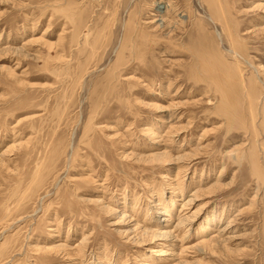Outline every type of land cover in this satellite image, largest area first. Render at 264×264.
<instances>
[{"label":"rangeland","instance_id":"rangeland-1","mask_svg":"<svg viewBox=\"0 0 264 264\" xmlns=\"http://www.w3.org/2000/svg\"><path fill=\"white\" fill-rule=\"evenodd\" d=\"M0 264H264V0H0Z\"/></svg>","mask_w":264,"mask_h":264},{"label":"bare ground","instance_id":"bare-ground-1","mask_svg":"<svg viewBox=\"0 0 264 264\" xmlns=\"http://www.w3.org/2000/svg\"><path fill=\"white\" fill-rule=\"evenodd\" d=\"M162 154V153H161ZM183 191V190H182ZM182 193V192H181ZM195 201V199H192V200H189V201H187L185 204H183V206H182V208H187L186 206L188 205V204H190L191 205V203L192 202H194ZM185 202V201H184ZM176 203V202H175ZM193 204V203H192ZM174 205H176V204H174ZM174 205H173V207H174ZM183 211H184V209H183ZM197 214H198V212L196 213V212H194L191 216H181V215H178V218H179V220H180V222L177 224V226H175L174 228H173V230L172 229H170V227L168 228V226H167V228H163V230H161V231H159V232H157L158 230H150V229H144V231H147V233L149 232V234H150V232H151V234L152 235H154V237H156L157 238V233H159V235H158V237L160 236V237H175V234H177V232H179V230L181 229V228H183V226L185 225V224H188V226L187 227H191V224H194L195 222H196V218H197ZM174 215V213L173 212H168L167 211V217H166V220L165 221H168L169 222V220L172 218V216ZM175 216V215H174ZM171 222V221H170ZM169 225V224H168ZM206 227V226H205ZM153 231V232H152ZM181 231V230H180ZM190 231V230H189ZM156 232V233H155ZM205 232V231H204ZM187 235L189 236V233L187 232ZM150 236V235H149ZM153 237V238H154ZM185 238H186V236H184ZM188 238V237H187ZM213 241V240H212ZM212 241H209V242H206V243H204L205 244V246H204V248H207V247H214V246H212L213 244H212ZM213 243H214V241H213ZM217 245V244H216ZM205 250V249H204ZM204 250H202L203 252H204ZM153 252V254H154V252H158V251H155V250H153L152 251ZM204 254V253H203Z\"/></svg>","mask_w":264,"mask_h":264}]
</instances>
